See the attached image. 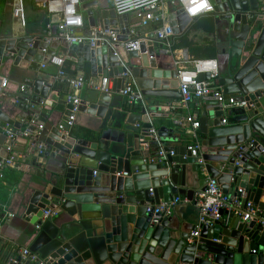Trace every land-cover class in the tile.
I'll use <instances>...</instances> for the list:
<instances>
[{
  "label": "water",
  "instance_id": "obj_1",
  "mask_svg": "<svg viewBox=\"0 0 264 264\" xmlns=\"http://www.w3.org/2000/svg\"><path fill=\"white\" fill-rule=\"evenodd\" d=\"M210 3L211 15L225 25L229 55L227 69L218 68L217 81L224 96L239 105L222 110L216 101L203 102L195 136L176 125H159L160 115L149 110L146 98H181L177 69L158 66L162 55L156 49L162 44L153 34L139 41L137 50L122 47L127 41L122 36L128 28L126 15L116 16L113 9L98 7L88 11V29H78L76 35L96 38L94 45L69 46L65 38L55 39L51 34L0 32V65L7 59L35 73L32 96L21 95L8 103H4L0 77V105L7 108V112L0 108V124L21 129L26 123L32 131L40 129L30 162L39 166L42 181L25 211L37 228L28 249L38 259L31 261L19 254L13 258L7 253L0 264H264V225L258 219L244 222L220 211V218H207L208 224L201 227L199 237L210 242L200 245L196 240L186 241L190 232L172 208L154 212L161 203L180 197L193 201L198 190H206L207 179L199 178L204 168L224 193L241 189L244 203L250 201L258 217L264 218V0ZM168 19L172 38L184 34L194 22L182 9L170 13ZM118 29L121 34L116 40L105 33ZM59 46L74 53L85 81L93 74L113 81V96L98 92L89 104L80 101L77 106L78 112L104 120L101 130L87 138L60 129L72 115L73 105L67 101L68 94L53 93V79L40 70ZM198 79L208 80L209 73H200ZM128 84L141 96L131 104L119 93ZM11 110L15 117L9 114ZM56 112L63 114L58 124ZM163 138L198 141V155L192 156L194 147L188 148L193 143L162 146ZM10 144L0 130V158L7 155ZM212 162H221V170L212 168ZM52 207L67 218L59 223L50 218L41 222L43 210ZM155 216H159L157 222H153ZM224 229H229L228 241L212 242L223 238ZM196 252L205 253L206 258Z\"/></svg>",
  "mask_w": 264,
  "mask_h": 264
},
{
  "label": "crops",
  "instance_id": "obj_2",
  "mask_svg": "<svg viewBox=\"0 0 264 264\" xmlns=\"http://www.w3.org/2000/svg\"><path fill=\"white\" fill-rule=\"evenodd\" d=\"M92 2L93 0H80L79 12L83 20L81 31H86L88 29V11H95V7L112 9L111 0H95L96 5H93ZM12 6V0H0L1 33L5 34L13 32L16 35L27 34L33 36L39 34L55 35L57 33L58 19L36 7L32 0H24V26H22L19 20L12 15ZM167 7L169 11L173 9L170 5ZM211 13L202 14L194 18V22L184 34L172 38V52L171 54L162 55L160 60H158V66L163 69H177L187 67V63L183 61L186 59H215L219 71L224 72L227 69L229 61L228 48H226L227 46L225 44V25L222 21L214 18ZM126 20L128 27L135 28L138 37L143 38V40L146 41L147 37L153 34L154 26H138V22L133 14L126 15ZM209 21L213 24V30L210 29L211 26L209 25ZM55 55L65 56V69H68L70 73H82L84 75L83 71L79 70L77 63L73 60L75 55L70 48L59 46ZM176 60H178L177 66L175 64ZM40 70L53 79V82L50 83L53 93H58L59 95L68 94V96L72 93L70 87L61 82L57 77V66L47 64L42 68L40 65ZM34 76L35 73L31 72L29 69L14 66L11 61L3 59L0 65V77L2 78V83H6L5 86L1 85L2 91H4L6 95L3 98L5 101L4 103L10 101L13 102L16 97L21 95L27 97L32 96L33 90L30 87V83ZM100 79L101 77L93 74L86 83L88 85L89 83L97 84ZM23 85L27 87L26 93H22L20 90V87ZM88 85L83 87L78 93L80 101H86V105L93 101L98 93V91ZM133 87L135 88L134 85ZM111 96H113V93ZM52 99L56 100L57 96H53ZM44 101L46 103L48 102L49 106L53 105V102L47 98H45ZM146 101L149 104L148 106H150L149 110L160 115L158 124L166 126L167 128H173L174 121L177 118L192 116L193 118L199 119L200 109L201 107H204L203 103L198 100L184 104L181 98H146ZM156 101L158 102L157 106L160 108L159 111H156V105H154V102ZM0 108L7 112V108H3L1 105ZM205 108L211 109L209 106H206ZM9 112V114L15 117L12 110ZM101 117L102 116L88 114L87 112H77L70 133L75 136L86 137L91 135V133L100 131L101 126L104 123V120ZM62 118V113H55L57 124ZM2 125L6 126V124ZM26 129V123L22 124L21 129H15L19 134L12 143L11 152H8L14 154L15 164L13 167L5 170L4 178L0 180V258L7 255V253H10L14 258L19 250L29 247L30 241L35 231H37L36 226L30 223V217L25 214V211L33 193L42 182L40 180L41 170L39 169V166L33 165L32 162H30L32 149L35 148L37 144H34V139L38 136L40 129H36L29 135H21V131ZM183 130H185V134L192 135L186 131L187 128ZM160 141V145L162 146L193 143V140L190 141L185 138L175 139V141L163 138ZM210 166L215 170H221L222 163L212 162L210 163ZM199 178H209V174L204 168L199 171ZM174 200L175 198H173L172 201ZM170 208L173 209L174 214L177 216L180 224L185 230L188 232L193 231L192 228L193 226H197L199 215L198 209L193 201H188L186 198L180 197ZM65 218H67V216L56 209L55 213L50 217V220H52L53 223H59ZM209 227L212 228L213 225H210ZM223 231L224 234L222 233ZM223 231H221V235L223 236L222 239L218 241L213 239L211 241L214 243L216 242L217 245H222L224 241H228L229 229H224ZM196 241V243L200 245H205L210 242L201 237H198ZM196 256L206 258V255L203 252H196Z\"/></svg>",
  "mask_w": 264,
  "mask_h": 264
},
{
  "label": "built area",
  "instance_id": "obj_3",
  "mask_svg": "<svg viewBox=\"0 0 264 264\" xmlns=\"http://www.w3.org/2000/svg\"><path fill=\"white\" fill-rule=\"evenodd\" d=\"M12 1V15L19 20L22 26H24V0ZM32 2L39 9L46 11L47 14L58 19V31L53 36L55 39L61 40L65 38L69 46L79 43L90 45L95 44L96 38L86 39L83 36L76 35L78 29L83 27V20L78 10L80 0H32ZM111 3L116 16L133 14L138 22V26H154V39L162 44V48L156 49V54L158 55L171 54L172 52L171 39L173 37V31L168 19L170 13L177 9H182L189 18L194 19L202 14L211 13L213 11L210 0H111ZM168 5L173 7L171 11H169L167 7ZM123 30L124 33L122 36H127V41L121 43L122 47L125 50H137L138 43L143 40V38L138 37L135 28L128 27L127 31H125L126 29ZM105 33L110 35L113 40H116V36L121 34V29H118L116 32L105 31ZM65 59V56L53 55L49 59L48 64L57 66V77L72 90V93L67 99V101L73 105L71 110L72 115L67 117V119L59 125L60 129H63L64 132L68 134L75 122V115L78 112L77 106L80 103L78 93L88 84L82 73H77L74 76L67 75L65 70ZM183 61L187 63V67L177 68L176 78L178 82V92L180 93L181 100L184 104L195 100L202 103L206 101H216L218 103L216 106L222 110L231 108L236 104L233 98H226L224 96L222 88L218 84V64L215 59H186ZM177 62L178 60L175 61L176 66ZM41 67L44 68L45 65L41 64ZM204 72L209 73V79L199 80V74ZM5 84L6 83L3 82L1 85L5 86ZM112 85L113 81L111 78L102 77L97 84L89 83L88 86H91L99 93L111 95L113 88ZM20 90L22 93H26L27 87L23 85L20 87ZM119 93L129 104L141 99L139 92L132 84L126 85L119 91ZM222 123H225V119L222 120ZM174 125L182 129L187 128L186 131L195 136L194 134H196L199 127V122L197 118L185 116L177 118L174 121ZM0 130H3V133L7 138L11 140V144L7 146L6 149L7 155L0 158L1 180L4 178L5 170L13 167L15 164L14 154L8 152H11L12 143L19 133L8 125L3 126L0 124ZM33 131L27 127L26 130L21 131V135H29ZM152 136H154L155 141H158L153 130ZM192 147H194V149L191 151V155L197 156L200 143L195 141L192 146H189L188 148L192 149ZM160 154H163V152L160 151ZM171 154L173 153L171 152ZM118 174L127 175L126 173ZM239 192L241 195H239ZM177 200L178 198H175L174 201L161 203L159 206L155 207L154 212L158 213L168 210ZM193 203L198 209L199 215L196 229L187 235L186 241L189 244L194 243L199 237L201 227L208 224L207 218H220V211L226 212L227 217L233 214L244 222L258 219V221L264 225V218L258 217L257 208L250 201L244 203V192L241 189L235 194H226L223 192L216 178H207L206 190H198L194 195ZM56 209V207H52L48 210H43L39 220L44 222L49 219L55 213ZM158 220L159 216L153 218V222H157ZM17 254L31 261H36L38 259V255L31 252L28 247L22 248Z\"/></svg>",
  "mask_w": 264,
  "mask_h": 264
},
{
  "label": "trees",
  "instance_id": "obj_4",
  "mask_svg": "<svg viewBox=\"0 0 264 264\" xmlns=\"http://www.w3.org/2000/svg\"><path fill=\"white\" fill-rule=\"evenodd\" d=\"M211 23L212 22L209 21V25L211 26L210 29L213 30V24H211ZM65 70H66L67 75H69V76H74L75 75L73 73H70L68 69H65Z\"/></svg>",
  "mask_w": 264,
  "mask_h": 264
}]
</instances>
